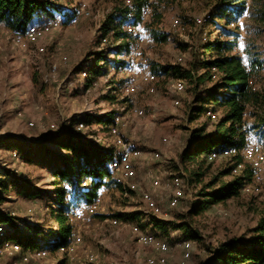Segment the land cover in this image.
I'll list each match as a JSON object with an SVG mask.
<instances>
[{"label": "rangeland", "instance_id": "1", "mask_svg": "<svg viewBox=\"0 0 264 264\" xmlns=\"http://www.w3.org/2000/svg\"><path fill=\"white\" fill-rule=\"evenodd\" d=\"M65 14L56 17L62 23V28L50 34L45 40L33 45L30 51H22L12 43V34L5 26H0V138L15 140V149L21 150L23 145L43 146V149H30L40 157L33 164L24 162L17 151L0 147V170H6L10 175L17 176L24 184V190L29 194H19L18 189H11L6 196L3 208L16 218L17 228L21 232H30L29 228L40 226L43 232L41 240H53V233L59 230L53 211L56 209V191L61 186L56 185L54 170L55 162L72 156L54 144L45 143L47 136L69 129L73 137L80 138L91 145H100L107 149L113 148L109 133L100 132L98 127L86 126L78 132L77 123L91 116L104 115L106 121L113 114L124 117L125 124L121 128V136L133 147L143 152V159L136 162L137 180L141 190L150 191V178L162 179L164 185L173 176H189L181 165L179 156L188 144L193 130L206 122L190 124L187 120V108L192 100L190 89L180 96L170 93V86L175 77H158L157 94L147 92V86L141 78L147 73H153L159 66L187 67L189 62L198 55L201 44L220 36L223 27L194 29L193 19L206 13L205 6L198 2H182L169 7L160 30L169 36L167 44L157 45L142 27L136 31V39L129 57H118L116 44L112 35L104 42L101 26L106 16L113 11L114 0L101 2L98 0H76L73 5L61 3ZM85 7V11L81 8ZM66 17L64 18V16ZM179 19L186 28L184 33L177 32L172 24ZM151 21V11L144 22ZM234 26L239 27L240 40L237 52L249 64L250 58L245 49L259 54L264 59V29L258 34V29L248 15L237 19ZM221 26V25H220ZM234 26L232 28H234ZM241 45L244 47L242 48ZM38 46L45 49L43 54L36 52ZM103 53L106 58L102 65L101 76L92 78L74 74V69L81 63L83 68L95 66L94 55ZM64 58L67 60L64 61ZM183 61L180 63L179 59ZM125 62V67L116 64ZM56 67L55 77L52 69ZM132 68L134 74L127 77V69ZM154 74V73H153ZM264 77V70L261 73ZM130 85L133 93L130 100L123 99L120 90L124 85ZM257 89L263 86V81L254 80ZM114 95L117 101L108 99ZM174 98L181 101L180 107L173 104ZM139 108L145 116L137 118L133 110ZM30 123L35 126L31 127ZM213 129L210 123L209 130ZM168 140L165 142L164 140ZM250 141L259 143L264 148V135L253 133ZM27 151V152H30ZM18 153V158L13 153ZM159 153L160 161H153L152 155ZM225 160L212 164L210 176L201 185L186 182L183 204L177 208L169 206L171 192L160 188L154 192L156 207L161 215L154 212L151 204L144 201L140 192H123L111 184L100 190L101 213L88 217L85 222H74V212L83 205L67 198L71 209L69 216L73 226V235L80 236L82 243L78 246L75 264H89L87 256L97 258V264H148V260L158 256L151 248L139 242L142 233L160 236L154 227L153 220L179 222L178 216L187 212L198 200L201 187L211 176L226 165ZM191 169V168H190ZM65 189L68 184L62 185ZM264 210V198H241L220 204L209 209L202 216L194 218L192 224L194 244L192 258L185 264H202L206 262L210 251L228 238L247 235L254 227L259 215ZM140 214L134 220L132 214ZM121 217L116 227L111 224L112 218ZM175 230H170L168 236L161 237L169 242L171 251L168 264H181L182 250L176 248ZM66 257L52 252L51 256L31 264H65ZM18 260L3 258L0 264H15ZM20 264V263H18Z\"/></svg>", "mask_w": 264, "mask_h": 264}, {"label": "trees", "instance_id": "2", "mask_svg": "<svg viewBox=\"0 0 264 264\" xmlns=\"http://www.w3.org/2000/svg\"><path fill=\"white\" fill-rule=\"evenodd\" d=\"M186 1L202 3L206 13L210 14L207 23L198 27L193 25L195 30L206 27L218 30V27H223L222 24L224 30L220 36L201 44L198 55L194 54L186 68L181 64L159 66L153 69V73L158 77L170 76L185 82L187 91L190 89L192 92V100L187 108L188 122L194 124L203 118L207 120L193 130L188 144L179 156L181 165L189 174L186 177L187 184L191 182L201 185L204 179L210 176L214 163L207 160L206 154L231 148L241 151L251 143L250 137L253 133L264 135V77L261 76L264 59L261 60L259 54L252 53L250 49H245V54L250 58L249 64H245L244 58L236 51L241 36L239 27L234 26L237 19L248 15L254 21L258 34L262 33L264 0H132L130 6H126L122 0H114L115 6L106 16L101 33L105 40L112 35L118 44L115 48L118 57H129L135 40L139 39V36H133L126 31L128 25L139 27V30L143 27L157 45L167 44L169 36L160 30L164 14L169 7ZM74 2L75 0H0V24L13 35L25 36L33 25L58 19L57 14H65L66 10L61 3L73 5ZM147 9L151 11L149 23L144 22L143 17V12ZM94 57V67L83 68L84 63L81 62L74 69V74L86 73L92 78L101 76L102 65H105L107 60L103 53H97ZM116 65L126 66L125 62ZM255 79L263 81L261 88H256ZM108 99L117 101L114 95ZM210 107L220 115L216 122L206 117ZM113 115L107 121L102 115L91 116L80 123L93 127L101 125L100 132L109 133L114 122ZM210 123L213 124L212 130H209ZM69 132L67 127H63L57 134L47 136L44 140L45 143L54 144L72 156L62 158L54 164L56 170L53 174L57 181L55 184L61 188L56 191V209L53 215L59 230L51 235L53 240H41L43 232L40 226L29 228L30 232L18 230L16 218L3 208L6 196L13 188L18 189L19 194H29L31 190H24V184L17 176L0 170V224L7 227L8 240L15 241L25 248L45 247L51 252L66 248L73 237L69 216L71 207L67 198L90 205L99 200L100 190L110 184V164L117 155L115 148L107 149L100 145L88 144L73 137ZM14 143L17 142L0 138V147L5 146L17 151L21 159L28 164H33L34 156H38L30 149H43L41 145H23L19 151L15 148L20 146H15ZM35 159L37 161L40 157ZM225 161L227 164L201 187L198 200L191 209L178 216L180 223L152 221L161 233L159 237L168 236L169 231L173 229L190 240L198 239L191 230L194 218L202 216L214 206L241 198H254L241 194L243 184L252 177L249 165H245L240 175H233L234 168L243 164V159L237 156ZM86 181L91 182L89 188L82 187ZM64 184H68L69 188L62 187ZM139 215L132 214L131 218L136 220ZM202 264H264V210L247 235L220 242Z\"/></svg>", "mask_w": 264, "mask_h": 264}, {"label": "built area", "instance_id": "3", "mask_svg": "<svg viewBox=\"0 0 264 264\" xmlns=\"http://www.w3.org/2000/svg\"><path fill=\"white\" fill-rule=\"evenodd\" d=\"M76 1V0H75ZM101 2H109L112 0H98ZM126 6H130L132 4V0H122ZM81 11H85V7L81 8ZM150 15V10L147 9L143 12L144 19L148 18ZM210 20V14L205 13L200 17H196L193 19V25L195 27L201 26L207 23ZM173 28L179 32L184 33L186 28L183 26L182 22L179 19H175L172 24ZM62 28V23L58 19L50 20L48 22L37 23L33 25L27 32L25 36H16L12 33V43L15 47L19 48L22 51H30L31 46L38 45L39 42L45 40L50 34L55 31H58ZM139 30V27H134L133 25H128L126 27V31L135 36L136 31ZM106 42L107 40H103ZM139 41L143 42L144 39L139 36ZM36 52L39 54H43L45 49L42 46H38ZM67 59L64 58V61ZM183 60L180 58L179 62L181 63ZM57 73V68L54 67L52 69V75L55 77ZM134 70L132 68L127 69L126 75L130 77V75L134 74ZM82 77H87L86 73L81 74ZM158 81V77L153 73H147L142 76L141 82L142 84L147 86V92L152 95L157 94L156 83ZM170 93L172 95L180 96L185 94L187 91V85L185 82L181 80H173L170 88ZM120 93L123 95V99L130 100L131 95L133 93L132 86L126 84L123 86V89L120 90ZM173 104L175 107H180L181 101L177 98H174ZM133 115L137 118H142L145 116V112L139 108H135L133 110ZM206 117L210 118L213 122H216L220 115L215 112V110L210 107L206 112ZM113 124L110 127L109 136L111 138V142L113 148H115L117 155L110 164V170L112 172V178L109 181L111 184L120 187L123 192H140L142 198L147 203L151 204L154 212L158 215H161V210L156 207L154 200V192L160 188H166L171 192L169 198V206L171 208H177L181 204H183L185 198V190H186V180L183 176H173V178L164 185L162 179L154 178L151 176L150 178V191L141 190L138 180H137V172L135 168V160L141 158L143 156V152L135 147H133L130 143L126 142L124 138L121 136V128L125 124L124 117L118 113L113 115ZM31 127H34V123H30ZM56 131L58 128L52 127ZM86 126L82 123L78 124L76 130L78 132L83 131ZM168 142V140H164ZM13 156L18 158V153L14 152ZM209 162H216L218 160H227L237 156H241L243 159V164H239L236 168H234L233 175H240L245 167V165H249L252 170V177L250 181H247L243 184L241 189V194L247 197H263L264 198V148L261 144L252 142L248 144L241 151L237 148H231L228 150H224L221 152L213 151L209 154L205 155ZM153 161H160L161 155L159 153H154L152 155ZM91 182L86 181L83 183V188H89ZM100 201H96L93 204L86 205L83 204L81 209L74 212L73 221L80 223L85 222L88 217H93L95 215H99L100 211ZM121 222L120 218H112L111 224L113 226H118ZM7 235V227L3 224H0V260L3 258H13L18 260L15 264H31L35 262L42 261L51 256L52 252L45 248H37V249H28L20 245L15 241H10L6 238ZM177 238V242L175 244L176 248H180L182 250L181 264L187 263L193 255L194 244L192 241L186 237H184L179 232H175L174 234ZM139 242L145 246L153 249L158 256L153 257L148 260V264H168V255L171 251L170 244L165 239L149 234L142 233ZM82 240L80 236H74L71 238L69 245L66 248H61L56 254H60L66 257L65 264H75L74 256L75 252L79 245H81ZM89 264H97V258L93 255L87 256Z\"/></svg>", "mask_w": 264, "mask_h": 264}, {"label": "crops", "instance_id": "4", "mask_svg": "<svg viewBox=\"0 0 264 264\" xmlns=\"http://www.w3.org/2000/svg\"><path fill=\"white\" fill-rule=\"evenodd\" d=\"M0 26H3L2 24H0ZM143 159V157H141V158H139V159H137V160H135V166H136V162L139 160V161H141Z\"/></svg>", "mask_w": 264, "mask_h": 264}, {"label": "snow or ice", "instance_id": "5", "mask_svg": "<svg viewBox=\"0 0 264 264\" xmlns=\"http://www.w3.org/2000/svg\"><path fill=\"white\" fill-rule=\"evenodd\" d=\"M241 47L243 48L244 46H243V45H241Z\"/></svg>", "mask_w": 264, "mask_h": 264}]
</instances>
